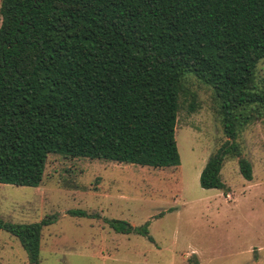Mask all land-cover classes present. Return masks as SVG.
<instances>
[{"label": "trees", "instance_id": "1", "mask_svg": "<svg viewBox=\"0 0 264 264\" xmlns=\"http://www.w3.org/2000/svg\"><path fill=\"white\" fill-rule=\"evenodd\" d=\"M263 58L264 0H0V183L38 186L49 154L179 165L175 127L188 76L212 90L226 137L200 186L224 188L220 171L234 157L250 180L237 137L264 119ZM55 218L0 217V229L39 264L42 228ZM104 221L153 241L148 222Z\"/></svg>", "mask_w": 264, "mask_h": 264}, {"label": "rangeland", "instance_id": "2", "mask_svg": "<svg viewBox=\"0 0 264 264\" xmlns=\"http://www.w3.org/2000/svg\"><path fill=\"white\" fill-rule=\"evenodd\" d=\"M256 82L264 84V58ZM184 88L175 127L179 165L49 154L38 186L0 183L4 221L56 216L42 228L39 264H264V119L251 120L237 137L252 178L242 176L237 157L228 158L220 171L225 187L202 188L199 174L226 137L210 87L188 76ZM112 218L148 222L153 241L114 231L104 221ZM0 264H31L3 229Z\"/></svg>", "mask_w": 264, "mask_h": 264}]
</instances>
